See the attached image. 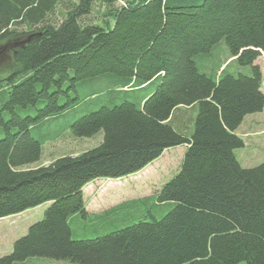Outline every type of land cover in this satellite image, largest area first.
<instances>
[{"label":"trees","instance_id":"16d2710c","mask_svg":"<svg viewBox=\"0 0 264 264\" xmlns=\"http://www.w3.org/2000/svg\"><path fill=\"white\" fill-rule=\"evenodd\" d=\"M96 4L100 18L86 22ZM6 41L13 47L0 76V219L50 205L0 264H264V162L247 168L235 155L244 147L235 131L264 111L255 64L264 0H0ZM222 53L216 69L201 70ZM195 106L188 129L173 124L179 108ZM99 132L95 147L40 162L47 142ZM178 146L179 171L156 194L88 213L87 184L134 174ZM149 201L173 206L159 218L145 208L125 227L72 238L74 216L119 221L124 208Z\"/></svg>","mask_w":264,"mask_h":264},{"label":"rangeland","instance_id":"374dc122","mask_svg":"<svg viewBox=\"0 0 264 264\" xmlns=\"http://www.w3.org/2000/svg\"><path fill=\"white\" fill-rule=\"evenodd\" d=\"M100 6L102 5L96 4L95 10L87 16L85 20L86 22L93 23L100 18L99 12H102V8ZM9 43H12V41L0 43V49L5 48V52L0 54V76L6 73V64L11 58V50L9 48L7 50V47L10 46ZM225 58L226 54L224 53L219 56H214L213 61L210 62L211 66L209 71L200 69L205 73L212 72L218 67V65L222 64ZM255 63L260 66L262 71L261 90L264 94V53H260L258 58L255 60ZM227 69L230 72H235L234 64H231ZM3 70L5 72H2ZM248 71L249 70L247 69H243L244 73H248ZM154 85L155 83L149 87V90ZM5 101V96H0V110L3 108ZM196 113V106L194 108L181 107L175 114H173L171 121L178 128L188 129L189 124H186L187 121L190 120L188 118L192 117V119H194ZM76 118L77 117L74 116L73 119H71L74 120ZM71 119L68 120V122H70ZM252 119L258 120L264 130V111H262L248 116L245 121L242 122L238 131L244 132L246 130L244 127L247 121ZM61 129L62 127L59 128V130ZM239 132L237 134H239ZM2 136H4V132L0 130V137ZM101 139L102 132H99L92 138H86L85 140H76L73 137L65 136L63 138L61 137L56 140L49 141L43 147V157L40 162L46 165L48 164V161L56 156L63 154H77L84 150L93 148L98 145ZM184 150V146L170 148L165 150L159 158L155 159L145 168L134 174L120 179H99L87 184L83 188L86 210L88 213H101L122 202L156 194L158 189H160L165 182L171 179L179 171V165L181 163ZM235 153L241 165L247 168L264 162V132L262 135L257 137V142L252 141L249 146L235 150ZM242 154L247 156V161L241 159ZM154 203L155 202L153 201H149L148 203L139 205L135 208H124L122 210V220L119 221L116 215H109L97 221L96 218H93L92 216L86 218H81L78 215L74 216L69 221L72 230V238L90 239L104 235L116 228L125 227L141 218L144 215V212H146L145 208H147L155 218H159L173 206L172 202H167L158 206L153 205ZM49 205L50 202H46L38 207L30 208L19 214L0 219V256L11 252L14 240L23 236L31 224L41 220L44 211ZM16 264L73 263L66 260H52L37 257L29 258L24 263ZM239 264L245 263L241 262Z\"/></svg>","mask_w":264,"mask_h":264},{"label":"crops","instance_id":"0c3cea01","mask_svg":"<svg viewBox=\"0 0 264 264\" xmlns=\"http://www.w3.org/2000/svg\"><path fill=\"white\" fill-rule=\"evenodd\" d=\"M247 117L248 116H246L243 119V121H245V119ZM239 128H240V126L235 131L236 134L239 132L238 131ZM244 128L246 129L244 132H239V134H237L244 141V147L243 148L249 146L252 141L257 142V137L262 135L264 132L262 126L260 125V122L258 120H255V119L247 121ZM241 157L243 158L244 161H247V156L245 154H242ZM243 167H245V166H243Z\"/></svg>","mask_w":264,"mask_h":264},{"label":"water","instance_id":"95a60500","mask_svg":"<svg viewBox=\"0 0 264 264\" xmlns=\"http://www.w3.org/2000/svg\"><path fill=\"white\" fill-rule=\"evenodd\" d=\"M12 47H13V45H10L9 47H7V50H8V48L11 50ZM4 52H5V48H1V49H0V54H1V53H4Z\"/></svg>","mask_w":264,"mask_h":264}]
</instances>
